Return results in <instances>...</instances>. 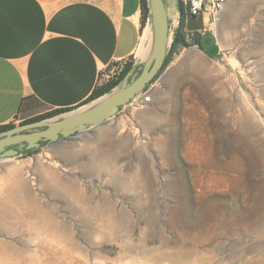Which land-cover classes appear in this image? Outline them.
I'll return each mask as SVG.
<instances>
[{"label": "rangeland", "instance_id": "374dc122", "mask_svg": "<svg viewBox=\"0 0 264 264\" xmlns=\"http://www.w3.org/2000/svg\"><path fill=\"white\" fill-rule=\"evenodd\" d=\"M215 23L220 55L183 48L146 87L149 102L0 160V264H264V0H228ZM130 63L134 78L131 58L98 87ZM180 160L211 164L202 217L184 218L199 246L181 252ZM185 191L186 204L198 197Z\"/></svg>", "mask_w": 264, "mask_h": 264}, {"label": "crops", "instance_id": "0c3cea01", "mask_svg": "<svg viewBox=\"0 0 264 264\" xmlns=\"http://www.w3.org/2000/svg\"><path fill=\"white\" fill-rule=\"evenodd\" d=\"M183 1L163 0L171 40L182 19L186 41L198 40L205 56L217 57L210 4L221 0H204L196 16ZM145 29L139 0H0V126L82 106L112 64L133 58L140 65ZM10 193L2 198H14Z\"/></svg>", "mask_w": 264, "mask_h": 264}, {"label": "water", "instance_id": "95a60500", "mask_svg": "<svg viewBox=\"0 0 264 264\" xmlns=\"http://www.w3.org/2000/svg\"><path fill=\"white\" fill-rule=\"evenodd\" d=\"M148 7L152 42L140 63L141 71L131 79L135 70L133 67L109 93L59 117L21 123L0 132V160L23 151H36L41 143L52 146L61 141H70L92 128L101 127L119 112V108L145 90L161 70L171 42L163 0H148Z\"/></svg>", "mask_w": 264, "mask_h": 264}, {"label": "bare ground", "instance_id": "6f19581e", "mask_svg": "<svg viewBox=\"0 0 264 264\" xmlns=\"http://www.w3.org/2000/svg\"><path fill=\"white\" fill-rule=\"evenodd\" d=\"M151 42L152 31L150 26H148L146 27L142 35L141 43L138 49L139 55H142L145 52V56L148 53ZM210 173L211 164L208 160L189 164H185L184 161L180 160L178 163L176 176V228L178 237V249L180 250V252L187 246H192V248L199 246L198 232L201 231L199 225L196 226L192 223H185L184 218L186 217L187 213L190 221L193 222L197 218H199L201 214H203L202 204L206 199H209L211 193L209 185H204L206 183V177L207 175H210ZM186 182L190 187H193V190L195 189L198 194V197L195 196L197 198H193V200L188 202V204H186L185 194ZM262 211H264V209Z\"/></svg>", "mask_w": 264, "mask_h": 264}, {"label": "trees", "instance_id": "16d2710c", "mask_svg": "<svg viewBox=\"0 0 264 264\" xmlns=\"http://www.w3.org/2000/svg\"><path fill=\"white\" fill-rule=\"evenodd\" d=\"M139 1H140V7H141V25H143L144 22H145V18L148 15V10H149L148 0H139ZM182 23H183V21L181 19L180 20L179 29H178V31L176 32V34L172 38V41H171V43L169 45V48H168L167 54L165 56V59H164V62H163L161 70L165 69L170 64V62L173 60V58L176 55H178L180 50H182L183 48H188L191 45H195L196 44V45L199 46V49L201 51H203L201 46L197 42L198 40L194 39L191 42H187L186 41L185 36L181 32ZM131 69H132V63H130L129 65L126 66V68L121 72V74L119 75L117 80L109 82L105 86H101V87L97 86L94 89V91L91 93V95L88 97V99L82 105L88 104L91 101L103 96L104 94L109 93L112 89H114L115 87H117L119 85V83L121 82L123 77ZM154 79H155V77H154ZM154 79L150 83H152L154 81ZM145 90H146V88H145ZM68 111H71V110H66V109L53 110L51 112L42 114V115L37 116L35 118L26 120V121H24L22 123H28V122H32V121L43 120V119H46V118H50V117H53V116L68 112ZM10 128H12V126H10V125L0 126V131L4 130V129L8 130Z\"/></svg>", "mask_w": 264, "mask_h": 264}, {"label": "built area", "instance_id": "2783aa9c", "mask_svg": "<svg viewBox=\"0 0 264 264\" xmlns=\"http://www.w3.org/2000/svg\"><path fill=\"white\" fill-rule=\"evenodd\" d=\"M222 3L223 2L221 0L217 2H212L210 4L211 15H212V19L214 22L218 20V14L222 9ZM183 4L188 7V11L191 16L199 15L204 10V7L206 6L204 0H184ZM151 94L152 93L149 90L143 91L140 94L141 96H137V98H134L135 105L141 106L149 102L151 98Z\"/></svg>", "mask_w": 264, "mask_h": 264}, {"label": "flooded vegetation", "instance_id": "af4514ba", "mask_svg": "<svg viewBox=\"0 0 264 264\" xmlns=\"http://www.w3.org/2000/svg\"><path fill=\"white\" fill-rule=\"evenodd\" d=\"M7 125H10V126H12V127L16 126V125L14 124V122H12V123H10V124H7ZM5 130H6V129L1 130L0 132L5 131ZM41 144H43V143H41ZM44 144H46V143H44Z\"/></svg>", "mask_w": 264, "mask_h": 264}]
</instances>
